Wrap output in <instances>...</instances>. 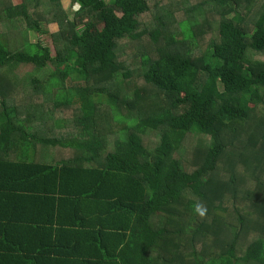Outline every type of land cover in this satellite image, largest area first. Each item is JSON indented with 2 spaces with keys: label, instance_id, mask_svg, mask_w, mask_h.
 Here are the masks:
<instances>
[{
  "label": "trees",
  "instance_id": "16d2710c",
  "mask_svg": "<svg viewBox=\"0 0 264 264\" xmlns=\"http://www.w3.org/2000/svg\"><path fill=\"white\" fill-rule=\"evenodd\" d=\"M70 1L0 0V264H264V0Z\"/></svg>",
  "mask_w": 264,
  "mask_h": 264
},
{
  "label": "rangeland",
  "instance_id": "374dc122",
  "mask_svg": "<svg viewBox=\"0 0 264 264\" xmlns=\"http://www.w3.org/2000/svg\"><path fill=\"white\" fill-rule=\"evenodd\" d=\"M105 1L110 2V0H105ZM62 4H63L64 9L66 10V12L68 13L69 16H71L73 14V12L78 8L77 7L78 4L77 3H71L70 0H62ZM56 29H57V25L56 24H50L48 26V30L51 31V32L56 31ZM28 38H29V41L32 42V43L40 41V42H42L43 45L48 44V42L46 41V35H41L40 36L38 33L33 32V31L29 32ZM66 85H69V84L66 82ZM188 138H190V137H188ZM226 174H227V172L225 170L221 169L219 171V176L218 177L219 178L222 177V178L225 179L226 178Z\"/></svg>",
  "mask_w": 264,
  "mask_h": 264
},
{
  "label": "clouds",
  "instance_id": "9594fccd",
  "mask_svg": "<svg viewBox=\"0 0 264 264\" xmlns=\"http://www.w3.org/2000/svg\"><path fill=\"white\" fill-rule=\"evenodd\" d=\"M198 211H199L200 215H203L204 214V210L203 209H200L199 207H198Z\"/></svg>",
  "mask_w": 264,
  "mask_h": 264
},
{
  "label": "crops",
  "instance_id": "0c3cea01",
  "mask_svg": "<svg viewBox=\"0 0 264 264\" xmlns=\"http://www.w3.org/2000/svg\"><path fill=\"white\" fill-rule=\"evenodd\" d=\"M29 216H31V215H29ZM32 219V218H31Z\"/></svg>",
  "mask_w": 264,
  "mask_h": 264
}]
</instances>
